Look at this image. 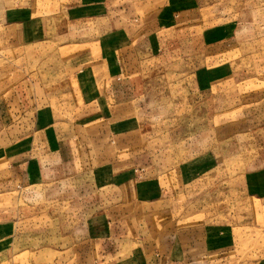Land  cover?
Listing matches in <instances>:
<instances>
[{
	"label": "rangeland",
	"instance_id": "374dc122",
	"mask_svg": "<svg viewBox=\"0 0 264 264\" xmlns=\"http://www.w3.org/2000/svg\"><path fill=\"white\" fill-rule=\"evenodd\" d=\"M161 14L175 25L148 37ZM5 24L0 141L30 121L46 148L54 126L87 143L51 178L0 193V264H141L146 244H188L199 227L230 230L240 264L264 259V196L245 187L264 170V0H0ZM81 66L95 69L91 103ZM106 224L107 247L92 240Z\"/></svg>",
	"mask_w": 264,
	"mask_h": 264
},
{
	"label": "crops",
	"instance_id": "0c3cea01",
	"mask_svg": "<svg viewBox=\"0 0 264 264\" xmlns=\"http://www.w3.org/2000/svg\"><path fill=\"white\" fill-rule=\"evenodd\" d=\"M156 19V23L152 27L148 24L151 20H147L146 23H143L144 26H141L142 29H147L145 32L148 37L155 33L159 34V29L164 30L163 28H172L175 25L177 16H173V14L162 16L161 14L160 16H157ZM28 20L30 21L32 18L29 17ZM18 24L20 25L19 22ZM164 24L168 27L163 26ZM10 26L11 24H5L0 27L2 36L10 35V33L7 32V30H12ZM16 35L19 38L20 31L17 30L15 37ZM94 71L95 69L93 70L92 67L81 66L75 73L78 96H80L79 99L82 98L90 103L99 98L97 80L92 77ZM114 75H116V73L113 74L108 82L107 87L109 88H115L120 79ZM10 96L11 98L16 99L14 93ZM36 99L37 96L35 92L29 100L35 101ZM43 109V106H39L34 111V115L35 112L39 115V110ZM90 110L89 108H82L79 110V112L82 113H79L78 115H83V113L85 115L90 114ZM20 112L21 116L27 114V112H29V106L25 108L23 106V109H21ZM261 115L264 116V112H259L252 120H258L257 122L261 124L263 120L259 117ZM29 122L30 121L25 122V125H23L24 128H22V130L24 129L23 132L26 133L25 135L21 137L17 136V139L14 138L15 140H5L4 143L0 141V193H7L6 191L10 188H19V186H21V188L28 187L34 185L37 180L42 181V179L51 178L50 173L57 168H60L63 164L71 163L72 161L69 160H73L74 152L75 150H78V146L81 143H87L85 134L79 132L75 137H72V135L62 136V134L59 136L60 134H57L56 127L54 126L53 130L56 133L55 136L57 138L55 148H46L42 146L41 142L36 143V134L39 125L34 123L29 124ZM80 163L85 164V160L82 159ZM245 179L246 191H250L251 194H256L258 196H264V170L248 174ZM146 191L147 188L145 187L141 193L147 195ZM109 224L104 226L105 234L99 231L98 228H93L92 240L97 241L98 239L95 238L104 236L101 240L105 247H107L111 236H113ZM197 230V232L195 231L197 238L195 237L194 242L192 240L188 244L180 238L179 234L175 236V233L165 239H163V237L155 239L153 248L152 244H146L141 255L143 259V263L141 264H240V261L242 262L244 260L242 254L238 251L239 243L235 240L230 230L223 229V231H220L219 229H216L213 233H208L211 232V230L207 227H205L204 230L199 227ZM217 232H220L221 234H218ZM99 253L102 257L100 258L103 259L101 262L104 263L107 257L116 254L114 251L112 253V250L109 248H105ZM257 264H264V259L258 260Z\"/></svg>",
	"mask_w": 264,
	"mask_h": 264
}]
</instances>
